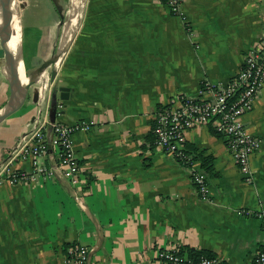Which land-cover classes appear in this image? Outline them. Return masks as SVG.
I'll list each match as a JSON object with an SVG mask.
<instances>
[{
	"label": "crops",
	"instance_id": "0c3cea01",
	"mask_svg": "<svg viewBox=\"0 0 264 264\" xmlns=\"http://www.w3.org/2000/svg\"><path fill=\"white\" fill-rule=\"evenodd\" d=\"M77 1L52 81L49 72L51 82L62 83L57 88H67V100L58 99L57 88L46 97L61 105L55 122L88 127L70 136L79 173L74 182L55 175L0 185V264H65L71 245L89 250L88 264H162L157 251L170 249L254 264L264 244L256 217L264 213V85L242 117L259 141L249 182L223 138L196 127L186 132L184 150L204 175L202 197L190 171L154 145L151 131L159 106L174 97L196 100L201 84L236 74L264 36V0H184L181 16L165 0ZM17 2L23 64L26 48H38L28 69L24 64L28 72L60 46L56 6L70 0ZM33 93L24 112L0 123V162L34 119ZM8 94L0 68V109ZM13 169L30 166L17 162Z\"/></svg>",
	"mask_w": 264,
	"mask_h": 264
},
{
	"label": "built area",
	"instance_id": "2783aa9c",
	"mask_svg": "<svg viewBox=\"0 0 264 264\" xmlns=\"http://www.w3.org/2000/svg\"><path fill=\"white\" fill-rule=\"evenodd\" d=\"M184 0H165L169 12L181 16ZM264 85V36L257 45L244 54L236 74L225 83L201 84L198 99L174 97L159 106L154 114L153 143L162 152L172 156L190 171L193 185L202 197L207 193L203 173L185 152V134L196 128L209 126L224 140L225 148L235 162L245 182L250 181V156L258 149L259 141L250 135L242 122L254 99ZM46 84L38 87L35 115L27 132L22 134L14 147L0 162V185L32 184L52 176H62L75 181L78 166L72 155L70 136L87 126H66L49 121V101L43 96ZM61 105H55V113ZM17 162H28L30 170H14ZM264 230V213L256 215ZM89 250L71 245L66 249L65 264H88ZM162 264H222L216 257L193 258L177 249L160 250L156 254ZM254 264H264V244L254 257Z\"/></svg>",
	"mask_w": 264,
	"mask_h": 264
},
{
	"label": "water",
	"instance_id": "95a60500",
	"mask_svg": "<svg viewBox=\"0 0 264 264\" xmlns=\"http://www.w3.org/2000/svg\"><path fill=\"white\" fill-rule=\"evenodd\" d=\"M8 1L10 2L11 0H0V20L2 22V30L0 31V64H1V68L3 69V74L5 76L8 86V92H9L5 105L0 109V123L5 118H7L8 116L16 112L19 108H21L27 97L29 90L34 91L33 101L34 103L36 102L38 89L34 88L33 84L39 81L41 75L48 68H50L51 81L54 79L56 72L55 67L58 66V64L60 63V60L64 55V53L66 52L68 45V43H66L63 47L58 46L57 49L46 60L42 61L38 66H36L32 70L26 72L23 64L22 53H21V26L19 21V14H18V8H20L21 6L17 4V0H13L16 3L15 20L18 28L17 31L18 62L20 64L21 73L25 78L24 82L19 81V83L17 84L14 74L11 73L8 69H6V67L8 68L9 65V57L5 47L4 35L9 29V27L5 17L3 18V12L6 10L7 4H9ZM56 10L59 16V24H61L63 22V14L65 12L64 8L62 9L56 6ZM57 90L59 92L58 99L61 101H66L67 88L59 87L57 88ZM54 113H55V105L53 104V100H51V102H49V121L51 123L54 121Z\"/></svg>",
	"mask_w": 264,
	"mask_h": 264
},
{
	"label": "bare ground",
	"instance_id": "6f19581e",
	"mask_svg": "<svg viewBox=\"0 0 264 264\" xmlns=\"http://www.w3.org/2000/svg\"><path fill=\"white\" fill-rule=\"evenodd\" d=\"M8 3L9 4H7L6 10L3 12V18L5 17V19L8 23V27H9V29L7 30L5 35L3 34L4 39H5L4 40L5 47H6V50L8 52V57H9V65H8V68L6 67V69H8L11 73L14 74L15 80L18 84L19 81L24 82L25 78L23 77V75L21 73L20 64L18 62V44H17L18 28H17V24H16V20H15L16 3L13 0H11L10 2L8 1ZM70 6H71L72 11H73L74 19H76L78 11L76 10V7H75L73 0H70ZM67 28H68V24H67ZM0 29L2 30L1 20H0ZM66 36H67V39H66ZM67 41H68V35L64 34L62 36L60 46L63 47L67 43ZM16 64H17V66H16Z\"/></svg>",
	"mask_w": 264,
	"mask_h": 264
},
{
	"label": "rangeland",
	"instance_id": "374dc122",
	"mask_svg": "<svg viewBox=\"0 0 264 264\" xmlns=\"http://www.w3.org/2000/svg\"><path fill=\"white\" fill-rule=\"evenodd\" d=\"M17 4H18V2H17ZM65 6H64V14H63V22L61 23V24H59V21H58V28H57V36H56V43L57 44H59L60 45V42H61V39H62V36L64 35V34H67L68 33V31H69V28H67V18H68V10H69V7H70V5L68 4V6H67V4H64ZM63 9V8H62ZM66 39H67V36H66ZM57 48V47H56ZM35 49H38L36 46H35V44L34 45H32V46H30V47H28V48H26V50H27V52H28V57H27V60H26V58H25V55H24V64H25V67H26V69H28V66H30L29 64H28V62H30V64L37 58V54L36 53H34V50ZM47 49H49L48 47H47ZM50 49H54V48H52V47H50ZM25 50V51H26ZM56 50V49H55ZM51 51V50H50ZM54 52V51H53ZM52 52V53H53ZM51 53V54H52ZM50 54V55H51ZM65 54V53H64ZM49 55V56H50ZM48 56V57H49ZM47 57V58H48ZM46 58V59H47ZM44 61V60H43ZM1 65V64H0ZM0 68H1V66H0ZM1 70H2V72H3V69L1 68ZM64 70V74L66 73V69H63ZM49 72H50V68H48V69H46V71L41 75V77H40V80L37 82V83H35V84H33V87L34 88H36V89H38V87H41L42 85H44V84H46L47 86H46V88L44 89V90H42L43 91V96L44 97H46V95L50 92V90L51 91H54L56 88H57V86L58 85H61L62 83L61 82H59V81H57V79L55 78V80L53 81V82H51L50 80H49ZM26 102H27V100L24 102V104L22 105V107L21 108H23L22 110H20V111H18L17 113H15V114H19V113H21V112H24V110H26Z\"/></svg>",
	"mask_w": 264,
	"mask_h": 264
},
{
	"label": "trees",
	"instance_id": "16d2710c",
	"mask_svg": "<svg viewBox=\"0 0 264 264\" xmlns=\"http://www.w3.org/2000/svg\"><path fill=\"white\" fill-rule=\"evenodd\" d=\"M215 133V132H214ZM215 135H218L217 133H215ZM200 156V155H199ZM208 161V159H203V162L206 164V162ZM188 256H191L193 258H197L199 256H205V257H213L211 254L209 253H205V252H192V251H188V253H186Z\"/></svg>",
	"mask_w": 264,
	"mask_h": 264
},
{
	"label": "flooded vegetation",
	"instance_id": "af4514ba",
	"mask_svg": "<svg viewBox=\"0 0 264 264\" xmlns=\"http://www.w3.org/2000/svg\"><path fill=\"white\" fill-rule=\"evenodd\" d=\"M74 2L76 3V6L75 7L79 9V5H78L79 3H78V1L77 0H74Z\"/></svg>",
	"mask_w": 264,
	"mask_h": 264
}]
</instances>
